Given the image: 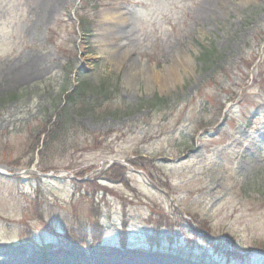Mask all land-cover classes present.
Masks as SVG:
<instances>
[{
	"label": "rangeland",
	"instance_id": "rangeland-1",
	"mask_svg": "<svg viewBox=\"0 0 264 264\" xmlns=\"http://www.w3.org/2000/svg\"><path fill=\"white\" fill-rule=\"evenodd\" d=\"M261 131L264 0H0V264H264Z\"/></svg>",
	"mask_w": 264,
	"mask_h": 264
},
{
	"label": "trees",
	"instance_id": "trees-1",
	"mask_svg": "<svg viewBox=\"0 0 264 264\" xmlns=\"http://www.w3.org/2000/svg\"><path fill=\"white\" fill-rule=\"evenodd\" d=\"M216 53H217L216 49H213L212 47L211 48L203 47L200 57L201 59H203V61L208 62V61L217 59L218 56ZM96 87L97 89H95ZM95 88L92 87L91 89L90 86H88L87 83L84 82V80H79L77 81V84L74 85L73 89L70 92L67 91L64 93V98H63L64 106L58 108L57 119L56 121H54V124L52 125L50 130H48V134H47V137L44 143L45 145L48 146L50 139L54 138L56 134H58V130L62 128H66L68 126V123H67L68 119L65 118L64 114L68 112L70 107L77 106L79 101H82L84 99L86 92L91 90L92 93L93 91H96L97 94H107L109 91L108 86H106V84H101V86H95ZM98 89L99 91H97ZM261 132L264 133V131H261ZM35 144L38 145L39 140H37ZM130 162H133L134 164H136L134 159L130 160ZM109 174L112 176L111 177L112 180L116 179L117 181H120V182L125 181L124 179L125 173H124V169L122 166L113 165L109 170ZM194 232L197 233V231H194ZM94 237L95 239H98L96 236ZM204 239L208 244L213 243L211 238L204 237ZM231 253L232 252L230 251L227 252L228 255H231Z\"/></svg>",
	"mask_w": 264,
	"mask_h": 264
}]
</instances>
